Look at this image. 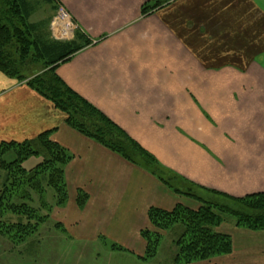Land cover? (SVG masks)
<instances>
[{
    "label": "crops",
    "instance_id": "1",
    "mask_svg": "<svg viewBox=\"0 0 264 264\" xmlns=\"http://www.w3.org/2000/svg\"><path fill=\"white\" fill-rule=\"evenodd\" d=\"M56 1L74 32L91 43L57 69L72 90L182 181L235 198L264 193V10L258 0H172L144 16L141 8L151 0ZM48 130L72 155L65 169L69 199L52 217L66 234L43 240L62 259L72 253L80 264L81 247L91 246L90 264H132L101 262L104 237L140 264L149 209L196 208L68 127L51 102L0 72V143ZM79 191L88 196L82 209ZM217 232L231 237L232 253L192 264H264V231L225 222Z\"/></svg>",
    "mask_w": 264,
    "mask_h": 264
},
{
    "label": "trees",
    "instance_id": "2",
    "mask_svg": "<svg viewBox=\"0 0 264 264\" xmlns=\"http://www.w3.org/2000/svg\"><path fill=\"white\" fill-rule=\"evenodd\" d=\"M47 1L55 4L53 9L57 8L56 0ZM171 1L151 0L142 6L141 13L143 16L152 14ZM33 6V0H0V72L19 83L24 82L51 102L65 116L68 127L149 172L172 192L198 205L191 208L178 204L172 210L149 209L152 229L141 231L147 243L144 260L157 255L163 232L177 234L173 240L176 249L173 263L192 264L232 253L231 237L216 231L228 218H232L239 228L264 231V193L235 198L182 181L165 171L122 128L72 90L57 75V69L89 46L90 41L78 32L70 41L52 40L45 37H50L48 28H44V38H41L38 27H42L43 22H30L35 10ZM53 132L48 130L23 142L0 143V178L1 172L5 173L0 193V235L8 237L14 244L24 242L37 230L41 209L51 212L54 206L62 208L68 202L65 169L72 155L51 139ZM9 153L14 155L7 162L4 157ZM32 157L41 158V161L27 170L23 164ZM174 183L178 186L174 187ZM47 189L54 191L53 203L44 199ZM33 192L40 204L29 208L25 202L32 199ZM87 199V194L79 191L78 207L84 208ZM14 215L19 217L16 223L6 220L7 216ZM24 216L26 221L22 219Z\"/></svg>",
    "mask_w": 264,
    "mask_h": 264
},
{
    "label": "rangeland",
    "instance_id": "3",
    "mask_svg": "<svg viewBox=\"0 0 264 264\" xmlns=\"http://www.w3.org/2000/svg\"><path fill=\"white\" fill-rule=\"evenodd\" d=\"M258 2L261 6L260 8L264 10V0H258ZM33 3H34L33 7H35V10H34V14L30 18V22L31 21L34 23L43 22L42 27L41 25H39L38 27L39 32L42 33L41 38H44V34H43L44 28H48V30L50 29L51 31L50 37L49 36H45V37L51 38L52 40L54 39L56 41H70L72 37H74L75 34L73 33L68 34L64 31H61L57 26L52 27L50 25L49 17L56 14L53 10L55 4L53 5V3H50L47 0H33ZM10 154L11 153L6 154L4 157L6 158L7 162H10L12 156L14 155V154L11 155ZM40 159L36 157H32L29 160H27L23 164V166L25 167V169L30 170L34 168V166H36V164L39 161H41ZM4 178H5V173L1 172L0 193L2 190ZM173 185L174 187L178 186V184L176 183H174ZM31 196H32L31 204H30L31 200L25 203L28 204L29 208L31 207V205H33L34 207H38L40 202H38L37 200L38 199L37 194L33 192ZM43 196L44 199L49 203H53V201L55 200V194L52 189H47L46 192L43 194ZM195 206L198 205L196 204ZM59 208L61 207L54 206L51 212H47L46 210L41 209L40 212L38 213V216L41 215L40 218L41 220L37 219V222L39 221L37 230L32 235L28 236L27 237L28 239L25 240L24 242H21L19 244L17 243L14 244L11 242V240L8 239V237L0 235V264H76V261L72 260V253L69 252L70 254H68L66 257L64 255V258L62 259L61 258L62 253L60 251L56 249L54 250L52 249L51 251L50 249L47 248L51 246H48L47 244H45V246L47 247L44 248L43 246V240L51 238L52 234L57 233V235L55 236L56 238L59 236V234H63V236H65L66 234L65 229H63L58 222L52 219L53 214L57 213V209ZM26 218H27L26 216L22 217V219L23 220L25 219V221ZM18 219L19 217L14 215V216H7L6 220L10 221L11 223H16ZM225 222L235 225V222L232 218H228V220H226ZM162 234H163V239L158 249L157 255L152 259L144 260L143 257L145 256V252H146L145 249L143 256L140 257V260L143 261L140 264H174L173 260L176 249L175 246H173V240L177 236V234H175L173 231L163 232ZM31 239H36L35 242L37 243L35 244L34 248L32 247L28 248L29 243H32L30 242ZM99 241L101 243V247H99L98 258L99 260H101V262L104 259H108V258L110 260H116V261L125 260L126 262L128 261V263H132V264L138 261L137 258L130 256L129 255L130 253L123 254L125 249L120 245L110 242L104 237H100ZM146 248H147V243H146ZM78 254H80L79 255L80 259H82L80 261V264H90L92 260H94L93 257H96L95 256L96 252L92 251L91 246L81 247V252H78Z\"/></svg>",
    "mask_w": 264,
    "mask_h": 264
},
{
    "label": "built area",
    "instance_id": "4",
    "mask_svg": "<svg viewBox=\"0 0 264 264\" xmlns=\"http://www.w3.org/2000/svg\"><path fill=\"white\" fill-rule=\"evenodd\" d=\"M52 25L57 26L61 31L68 34L73 33L74 30V25L70 21L68 13L63 8H59Z\"/></svg>",
    "mask_w": 264,
    "mask_h": 264
}]
</instances>
